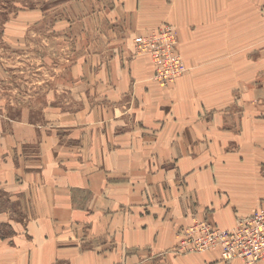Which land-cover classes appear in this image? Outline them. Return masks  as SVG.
<instances>
[{"label": "crops", "instance_id": "0c3cea01", "mask_svg": "<svg viewBox=\"0 0 264 264\" xmlns=\"http://www.w3.org/2000/svg\"><path fill=\"white\" fill-rule=\"evenodd\" d=\"M82 3L118 27L121 49L70 67L66 108L35 155L0 138V186L18 201V211L0 213V264H242L223 263L218 251L179 254L175 232L191 217L231 229L258 208L264 117H245L253 130L243 126L224 143L216 122L229 115H213L204 134L203 108L220 104L183 87L191 75L233 77L264 59V0ZM162 24L176 31L188 69L165 91L151 81L149 60L130 55L134 38ZM206 59L212 64L200 65Z\"/></svg>", "mask_w": 264, "mask_h": 264}, {"label": "rangeland", "instance_id": "374dc122", "mask_svg": "<svg viewBox=\"0 0 264 264\" xmlns=\"http://www.w3.org/2000/svg\"><path fill=\"white\" fill-rule=\"evenodd\" d=\"M89 7H85L82 0H0V138H14L21 146L17 151L28 157L38 152L56 113L66 108V91L61 89V84L66 81L70 67L82 64L85 58L99 52L106 51L109 58L122 44L117 43L123 40L118 27L108 26ZM132 44L131 57L144 58L151 63L149 57L137 52L134 40ZM206 60L200 65L210 66L211 59ZM152 69L151 81L164 91L186 76L188 70L184 65L181 76L168 86L160 87L154 79V67ZM249 70L243 74L236 72L233 77L201 74L198 80L194 78L197 75L186 78L183 88L188 92L200 93L206 104H220L214 109L210 105L203 108L204 134L212 128L213 115H229L228 119L220 118L216 122L219 140L224 143L232 139L233 131L241 132L243 126L253 130V122L245 121V117L254 120L258 114L264 117L259 112V102L254 99V94H259L258 98L264 100V59H251ZM240 81L245 87H240ZM234 83L236 88L231 87ZM220 157L224 159L227 155ZM260 164L256 176L264 178V160ZM15 198L12 191L0 186V213L18 211ZM262 207L264 199L255 210ZM193 219L207 221L191 217L190 222Z\"/></svg>", "mask_w": 264, "mask_h": 264}, {"label": "built area", "instance_id": "2783aa9c", "mask_svg": "<svg viewBox=\"0 0 264 264\" xmlns=\"http://www.w3.org/2000/svg\"><path fill=\"white\" fill-rule=\"evenodd\" d=\"M140 55L149 57L154 67V79L166 87L181 76L184 65L178 50L174 28L162 24L134 39ZM179 254L218 251L223 263L239 260L242 264H264V207L249 216L238 218L231 229H219L207 221L193 219L175 232Z\"/></svg>", "mask_w": 264, "mask_h": 264}]
</instances>
